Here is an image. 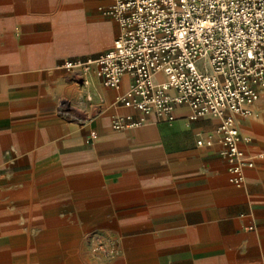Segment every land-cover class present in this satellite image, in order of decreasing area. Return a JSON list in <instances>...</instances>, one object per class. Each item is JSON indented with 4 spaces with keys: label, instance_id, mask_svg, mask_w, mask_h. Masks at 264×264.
Here are the masks:
<instances>
[{
    "label": "crops",
    "instance_id": "1",
    "mask_svg": "<svg viewBox=\"0 0 264 264\" xmlns=\"http://www.w3.org/2000/svg\"><path fill=\"white\" fill-rule=\"evenodd\" d=\"M65 1L75 14L62 17V0H0V264H264V88L249 116H234L253 160L234 183L217 117L191 119L181 104L171 120L111 127L117 114L139 116L118 101L130 78L107 87L93 70L56 66L111 48V0L81 1L94 25L86 47L54 32L78 27V0ZM93 222H116L115 260L90 259L77 243Z\"/></svg>",
    "mask_w": 264,
    "mask_h": 264
},
{
    "label": "built area",
    "instance_id": "2",
    "mask_svg": "<svg viewBox=\"0 0 264 264\" xmlns=\"http://www.w3.org/2000/svg\"><path fill=\"white\" fill-rule=\"evenodd\" d=\"M103 13L119 28L111 48L56 66L93 70L107 87L130 78L118 101L139 116H113L115 130L137 128L149 116L171 120L181 104L191 119L219 118L218 152L230 180L241 183L253 160L240 147L234 116H249L264 88V0H111Z\"/></svg>",
    "mask_w": 264,
    "mask_h": 264
},
{
    "label": "rangeland",
    "instance_id": "3",
    "mask_svg": "<svg viewBox=\"0 0 264 264\" xmlns=\"http://www.w3.org/2000/svg\"><path fill=\"white\" fill-rule=\"evenodd\" d=\"M81 1L84 0H78V11L77 14L80 19H78L77 22V28H70V23L67 22L66 26H63L59 29H54L49 31V35L51 32H57L61 33L62 38H71L73 36L74 39H77V42L79 46L86 47L88 44H91V40L89 39L90 35H86L83 30L91 29L93 23L89 19L91 14H86L88 16L87 18L83 17V12L80 9ZM66 1L62 0V17L66 16V14L69 15V13L75 14L74 10L67 9L65 5ZM15 18L22 17L21 12L15 13ZM5 21V14H0V22ZM69 21V20H68ZM64 24V23H63ZM89 24V25H88ZM85 27V28H84ZM20 32V29H16ZM74 34L76 36H74ZM52 35V34H51ZM5 36V30H0V37ZM51 39V37H48ZM113 45V42H112ZM63 47H65V44H62ZM7 46L4 44L0 45V54H5ZM68 48V47H67ZM100 52V49L98 50H90L83 53H77L72 55L73 57L80 56L82 58L89 57V55H94ZM66 71V70H65ZM77 78L80 79V77L77 76ZM110 224L109 229H112L111 231L106 230L107 228L103 227L102 224H99L98 222H93L91 224L93 225H87V229H85L84 234H82L78 240L77 243L81 246H86L87 248V257L96 261L100 262H108L110 260H115L122 254V242L123 238L119 237L116 230L113 229V226L116 224V222H108ZM107 225V224H106ZM133 233V232H130ZM128 235V234H127ZM130 235V234H129ZM85 255V254H84Z\"/></svg>",
    "mask_w": 264,
    "mask_h": 264
}]
</instances>
